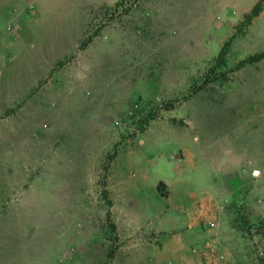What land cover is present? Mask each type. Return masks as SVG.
<instances>
[{
    "label": "rangeland",
    "instance_id": "obj_1",
    "mask_svg": "<svg viewBox=\"0 0 264 264\" xmlns=\"http://www.w3.org/2000/svg\"><path fill=\"white\" fill-rule=\"evenodd\" d=\"M263 51L264 0H0V135L50 141L0 155V264H264Z\"/></svg>",
    "mask_w": 264,
    "mask_h": 264
},
{
    "label": "crops",
    "instance_id": "obj_2",
    "mask_svg": "<svg viewBox=\"0 0 264 264\" xmlns=\"http://www.w3.org/2000/svg\"><path fill=\"white\" fill-rule=\"evenodd\" d=\"M19 7H17V17L15 16L16 20H18V18L21 16V9ZM22 10L24 9L22 8ZM8 18H10V15ZM4 44H7V42H3V45ZM83 102L84 101L81 100V105H83ZM25 104L26 102L23 103V105H19L18 108L15 106H10L7 108L9 111H7L5 114H8L9 112L10 113L3 120L5 127L4 130L6 131L0 135V155L4 158L2 166H22L23 168L19 172H30L31 170L28 169L31 167V163L34 164V158L42 155L44 143L45 146L48 147V143L46 142H50L49 138L39 136V143H36L35 135L37 133L38 126L41 125L43 121L41 120V115L38 113L37 115H39V117H34L32 119L33 121L30 122L34 127L31 132L27 134L26 132H23V137L20 135V133L13 134L11 136V131H13L14 126L12 125V121L14 118H17L15 117V114H21L22 108L26 107ZM34 107L36 110V105ZM34 182H32L30 186H32ZM196 236L197 234L190 233L188 236H186V241L182 245L169 246L166 244L154 245L150 243H140V246H142L141 250L147 254L145 264H201L199 259H197L195 256V252L193 253V250L195 251V249H197L193 247L194 245H192L195 243ZM174 260H176V262L172 263Z\"/></svg>",
    "mask_w": 264,
    "mask_h": 264
},
{
    "label": "trees",
    "instance_id": "obj_3",
    "mask_svg": "<svg viewBox=\"0 0 264 264\" xmlns=\"http://www.w3.org/2000/svg\"><path fill=\"white\" fill-rule=\"evenodd\" d=\"M261 13V5L260 3H258L253 9L252 11L249 13V14H246L244 16V20L243 22L241 23V27L243 26H249L251 25L253 19H255L256 17L259 16V14ZM232 40H230L227 45L230 44ZM264 59V51L259 53V54H256L252 57H250L249 59H247L246 61H244L243 63H248V64H255V63H258L260 61H262Z\"/></svg>",
    "mask_w": 264,
    "mask_h": 264
}]
</instances>
